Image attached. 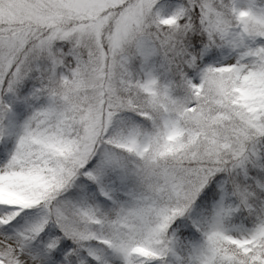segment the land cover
I'll return each mask as SVG.
<instances>
[{"label":"snow or ice","instance_id":"1","mask_svg":"<svg viewBox=\"0 0 264 264\" xmlns=\"http://www.w3.org/2000/svg\"><path fill=\"white\" fill-rule=\"evenodd\" d=\"M0 264H264V0H0Z\"/></svg>","mask_w":264,"mask_h":264}]
</instances>
